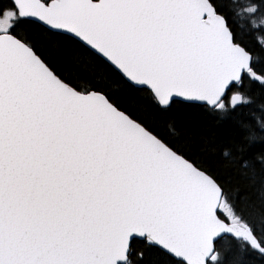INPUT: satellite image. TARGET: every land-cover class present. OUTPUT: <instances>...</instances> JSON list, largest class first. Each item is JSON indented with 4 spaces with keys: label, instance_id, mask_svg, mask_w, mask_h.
<instances>
[{
    "label": "snow or ice",
    "instance_id": "1",
    "mask_svg": "<svg viewBox=\"0 0 264 264\" xmlns=\"http://www.w3.org/2000/svg\"><path fill=\"white\" fill-rule=\"evenodd\" d=\"M0 264H264V0H0Z\"/></svg>",
    "mask_w": 264,
    "mask_h": 264
},
{
    "label": "trees",
    "instance_id": "2",
    "mask_svg": "<svg viewBox=\"0 0 264 264\" xmlns=\"http://www.w3.org/2000/svg\"><path fill=\"white\" fill-rule=\"evenodd\" d=\"M213 127H220V126L219 125H214ZM219 160H220V164L222 166H224L226 171L230 170V168H229V160L228 159L220 157Z\"/></svg>",
    "mask_w": 264,
    "mask_h": 264
}]
</instances>
